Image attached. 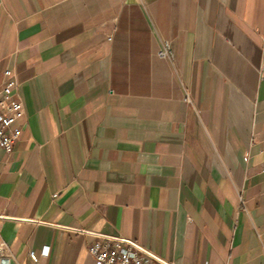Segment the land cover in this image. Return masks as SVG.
Wrapping results in <instances>:
<instances>
[{
	"label": "crops",
	"instance_id": "1",
	"mask_svg": "<svg viewBox=\"0 0 264 264\" xmlns=\"http://www.w3.org/2000/svg\"><path fill=\"white\" fill-rule=\"evenodd\" d=\"M6 69L26 110L0 149L11 264H95L85 231L264 264V0H0Z\"/></svg>",
	"mask_w": 264,
	"mask_h": 264
},
{
	"label": "built area",
	"instance_id": "2",
	"mask_svg": "<svg viewBox=\"0 0 264 264\" xmlns=\"http://www.w3.org/2000/svg\"><path fill=\"white\" fill-rule=\"evenodd\" d=\"M161 56H169V44L161 50ZM1 73V72H0ZM6 82L0 85V149L7 154L14 150L16 141L22 134L18 121L25 116V104L17 93L18 83L10 69L3 71ZM190 100V98H187ZM92 233L96 240L90 245V254L95 264H176L150 250L140 242L123 236ZM32 259L37 260L36 251H31ZM11 251L5 242L0 243V264H11Z\"/></svg>",
	"mask_w": 264,
	"mask_h": 264
}]
</instances>
